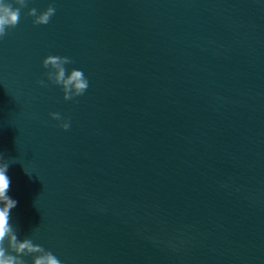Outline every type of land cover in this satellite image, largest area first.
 I'll use <instances>...</instances> for the list:
<instances>
[{
    "label": "water",
    "instance_id": "water-1",
    "mask_svg": "<svg viewBox=\"0 0 264 264\" xmlns=\"http://www.w3.org/2000/svg\"><path fill=\"white\" fill-rule=\"evenodd\" d=\"M7 31L18 238L63 264H264V0H29ZM49 54L84 72L83 95L48 81Z\"/></svg>",
    "mask_w": 264,
    "mask_h": 264
},
{
    "label": "clouds",
    "instance_id": "clouds-1",
    "mask_svg": "<svg viewBox=\"0 0 264 264\" xmlns=\"http://www.w3.org/2000/svg\"><path fill=\"white\" fill-rule=\"evenodd\" d=\"M28 4L29 0H14V3L13 0H0V39L8 34V29L18 25L21 9L27 8ZM55 13L56 7L50 3L43 11H38L36 7L28 8L27 15L33 18V24L46 25ZM72 62L68 56L52 54L43 60V67L48 69L45 73L48 81L62 87L65 100H73L83 95L89 87L88 78L82 70L73 68L70 73L67 72L65 65ZM37 83L47 86L44 79L38 80ZM50 116L61 121V128H70V117H64L60 112H51ZM8 167L7 159L0 152V264H28L24 257L29 255L32 256V264H63L50 250L34 243L32 239L18 238L16 229L10 223V211L16 207L17 201L8 195Z\"/></svg>",
    "mask_w": 264,
    "mask_h": 264
}]
</instances>
